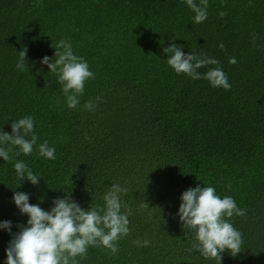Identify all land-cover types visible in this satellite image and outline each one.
<instances>
[{"label": "trees", "instance_id": "trees-1", "mask_svg": "<svg viewBox=\"0 0 264 264\" xmlns=\"http://www.w3.org/2000/svg\"><path fill=\"white\" fill-rule=\"evenodd\" d=\"M194 15L183 0H0V131L11 134L13 121L32 116L37 145L55 148V159L37 146L28 156L14 148L8 162L0 157V221H11L12 233L28 219L15 191L45 210L66 195L87 210L102 208L119 184L128 189L121 199L132 210L129 234L116 254L90 246L78 264H218L189 251L195 232L177 215L183 191L212 186L245 210L230 219L242 233L241 252L225 251L222 264H264V0H208L206 20L194 23ZM62 39L95 75L74 109L41 63L55 61ZM172 43L217 59L198 71L220 67L231 90L177 74L163 52ZM89 100L94 111L84 108ZM16 161L38 185L18 179ZM11 239L0 228V264ZM144 239L149 246L134 243Z\"/></svg>", "mask_w": 264, "mask_h": 264}, {"label": "clouds", "instance_id": "clouds-1", "mask_svg": "<svg viewBox=\"0 0 264 264\" xmlns=\"http://www.w3.org/2000/svg\"><path fill=\"white\" fill-rule=\"evenodd\" d=\"M42 0H37V5ZM195 14L193 22L202 23L207 18L208 0H183ZM226 13L221 12L223 17ZM219 47L223 50L224 45ZM53 58L44 56L42 64L48 66L49 71L57 74L56 83L61 85L66 97L67 106L76 108L80 103L79 97L83 95L85 84L95 79L88 62L84 57L73 52L70 41L60 40L55 46ZM169 54L167 64L177 74H186L194 80L206 79L213 88L231 90L226 73L220 67L210 68L201 74L198 69L207 65H219V61L205 55L203 58L191 52L185 54L180 46L172 43L163 48ZM236 59L230 58L229 63L235 64ZM27 49L19 51L16 68L23 72L26 70ZM50 86V85H49ZM100 102L101 97H96ZM97 105L93 101H86L84 108L94 111ZM11 134L0 131V157L5 162L11 161L10 153L14 148L25 156L31 155L34 146L38 147V154L46 159H55V148L50 147L47 141L37 145L38 136L34 132V118L25 116L11 124ZM30 135V139L27 138ZM85 139H88L86 136ZM16 175L20 181L27 180L38 185L40 177L33 173L24 161L14 163ZM19 184L17 185V187ZM128 189L112 184L104 195V206H90L85 210L70 196L56 198L53 207L45 210L39 204L29 203V194L15 191L13 202L21 215H27L26 225L19 226L20 230L12 233L11 221H0V228L8 230L12 239L6 248V264H78L77 257H86L90 246H103L110 249L113 254L118 252V241L129 234L132 215L131 208L122 202V195ZM181 203L177 215L184 228L195 232L194 240L189 251H198L205 259L217 260L222 264V253L229 252L233 257L241 252L243 244L242 233L237 230L230 219L244 216L245 210L237 206L234 198L224 196L221 198L212 186L190 187L181 194ZM122 207L125 209L121 211ZM141 207H148L142 204ZM135 244L147 247V239L136 240Z\"/></svg>", "mask_w": 264, "mask_h": 264}]
</instances>
